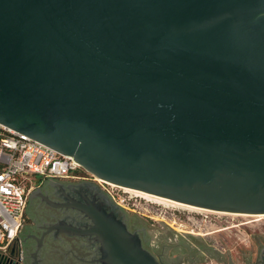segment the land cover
<instances>
[{
	"label": "water",
	"instance_id": "95a60500",
	"mask_svg": "<svg viewBox=\"0 0 264 264\" xmlns=\"http://www.w3.org/2000/svg\"><path fill=\"white\" fill-rule=\"evenodd\" d=\"M0 123L103 181L264 215V0H0ZM96 221L106 263L159 264Z\"/></svg>",
	"mask_w": 264,
	"mask_h": 264
},
{
	"label": "flooded vegetation",
	"instance_id": "af4514ba",
	"mask_svg": "<svg viewBox=\"0 0 264 264\" xmlns=\"http://www.w3.org/2000/svg\"><path fill=\"white\" fill-rule=\"evenodd\" d=\"M74 178H42L31 190L18 238L20 258H0V264H108L103 239L92 230L97 216L120 227L140 248L159 264H202L214 259L219 264H236L199 241L182 234L156 229L155 216L126 187L97 182L84 169ZM105 184V185H104ZM117 196V197H115ZM156 213V211H152ZM175 223V222H174ZM169 225V224H167ZM173 228V227H171ZM264 248L254 261L258 264Z\"/></svg>",
	"mask_w": 264,
	"mask_h": 264
},
{
	"label": "built area",
	"instance_id": "2783aa9c",
	"mask_svg": "<svg viewBox=\"0 0 264 264\" xmlns=\"http://www.w3.org/2000/svg\"><path fill=\"white\" fill-rule=\"evenodd\" d=\"M82 169L71 156L0 123V258L22 255L18 235L38 180L74 178Z\"/></svg>",
	"mask_w": 264,
	"mask_h": 264
},
{
	"label": "rangeland",
	"instance_id": "374dc122",
	"mask_svg": "<svg viewBox=\"0 0 264 264\" xmlns=\"http://www.w3.org/2000/svg\"><path fill=\"white\" fill-rule=\"evenodd\" d=\"M107 187L111 192L112 189H115L114 192L118 189L114 185ZM129 193L136 194L130 190ZM135 197L151 210L143 211L145 214L155 216L154 220L148 218L149 227L153 221L156 229H168L169 234H182L192 242L197 240L209 248H214L216 252L223 253L225 259L231 256L236 264L254 261L259 251L264 248V216L209 209L193 211L176 203L160 201L152 197H146L147 200L139 195H134L133 199ZM202 264L219 263L214 259H206Z\"/></svg>",
	"mask_w": 264,
	"mask_h": 264
},
{
	"label": "bare ground",
	"instance_id": "6f19581e",
	"mask_svg": "<svg viewBox=\"0 0 264 264\" xmlns=\"http://www.w3.org/2000/svg\"><path fill=\"white\" fill-rule=\"evenodd\" d=\"M96 180H97V181L106 182V181H103V180H101V179H99V178H96ZM106 183H107V182H106ZM108 183H109V182H108ZM109 184L116 186V185L113 184V183H109ZM124 188H125V187H124ZM126 190L134 191V192H136L137 195L142 196V197H144L145 199H146V197H148V198L152 197V198H155V199L160 200V201H168V202L176 203V204H178V205H180V206H183V207H185V208H187V209H189V210H193V211H194V210H204L203 208H199V207H195V206H191V205L183 204V203H180V202L172 201V200L165 199V198H162V197H158V196H155V195H152V194H148V193H145V192H142V191H138V190H134V189H130V188H126ZM146 200H147V199H146ZM157 200H154V201H157ZM150 201H151V200H150ZM152 201H153V200H152ZM155 203H156V202H155ZM206 211H207V210H206ZM235 214H238V213H235ZM245 215H246V214H245ZM255 216H264V215H255Z\"/></svg>",
	"mask_w": 264,
	"mask_h": 264
}]
</instances>
